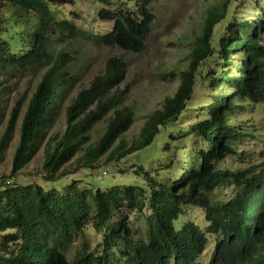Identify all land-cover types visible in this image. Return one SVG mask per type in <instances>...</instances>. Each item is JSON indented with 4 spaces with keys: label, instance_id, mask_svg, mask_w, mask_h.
Wrapping results in <instances>:
<instances>
[{
    "label": "trees",
    "instance_id": "16d2710c",
    "mask_svg": "<svg viewBox=\"0 0 264 264\" xmlns=\"http://www.w3.org/2000/svg\"><path fill=\"white\" fill-rule=\"evenodd\" d=\"M154 1H135V9L101 8L98 18L111 21V27L92 34L56 18L52 6L72 0H0V68L51 63L23 112V99L14 102L0 133L1 162L20 117L10 172L0 176V264H69L66 251L89 223L100 240L95 249L80 250L75 264H264V159L239 168L218 167L230 156L243 160L238 146L253 134L239 123L237 113L264 103V4L254 2L252 19L233 16L234 0H220L204 11L188 66L169 71L178 80L174 92L145 116L130 144L114 146L134 121L132 107L121 105L126 91L118 87L127 69L116 56L109 57L103 71L71 98L64 109L63 130H53L62 92L73 80L72 50L60 47L53 58L54 46L69 47L73 39L84 36L95 45L140 52L154 19L149 9ZM218 24L226 26L220 36ZM213 56L220 70H204L203 64ZM199 81L210 90L230 91L211 94L202 116L183 135L195 138L197 148L188 154L198 157V167L194 161L185 165L186 157L180 175L173 179L161 181L158 170L153 173L137 164L134 173L142 176V185L79 190L70 184L64 191L53 186L68 173L92 170L108 152L109 158L120 160L150 145L162 127L179 119ZM1 118L0 110V122ZM104 118L103 133L90 143V131ZM169 143L165 142V150L171 148ZM41 149L45 184L15 181ZM69 162H74L71 171L64 169ZM173 165L179 167L172 162L166 167ZM220 188L230 192L220 195L216 192ZM187 205L202 210L204 228L191 220L175 228L173 221ZM209 236L213 237L210 253L201 259Z\"/></svg>",
    "mask_w": 264,
    "mask_h": 264
},
{
    "label": "rangeland",
    "instance_id": "374dc122",
    "mask_svg": "<svg viewBox=\"0 0 264 264\" xmlns=\"http://www.w3.org/2000/svg\"><path fill=\"white\" fill-rule=\"evenodd\" d=\"M135 1L139 0H110L108 3L102 0H72L71 3L52 6V9L55 11L57 19L72 21L80 31L97 34L109 30L112 24L111 21L98 18L97 14L101 8L113 10L116 7L124 6L135 9ZM255 1L261 5L264 4V0L232 1L233 16L237 19L242 16L252 19L255 13ZM219 2L220 0H157L151 2L149 9L153 13L154 19L150 25V32L145 40L144 48L140 52L125 51L116 45H95L88 42L84 36L73 39L69 47L59 44L54 46L53 58L60 47L66 51L72 50L70 74L73 80L71 86L62 92L60 113L53 130H63L64 109L71 98L79 89L88 86L94 76L103 71L109 57L116 56L125 63L127 69L125 79L118 87L119 90L125 89L126 91L121 105L132 107L134 121L114 146L120 142L130 144L138 137L145 116L159 107L165 96L174 92L178 80L169 76V71L185 69L188 66V53L195 36L199 34L203 13L210 5ZM225 27V24L216 26L219 36L225 32ZM219 63L218 58L213 56V59L206 60L203 69L219 71L221 68ZM50 64V62L39 63L27 68L6 65L5 68H0V110L2 112L0 133L14 102L17 99H23V112L35 85ZM229 91L227 87L210 90L206 82L199 81L179 119L175 123L162 127L150 145L120 160L109 158L111 154L108 152L97 161V166L92 170L79 169L76 173H68L54 182L53 186L59 191H64L70 184L79 190L89 187L105 189L114 184L142 185V176L134 173L137 164L153 173L158 170V179L161 181L168 178L173 179L180 175L179 169H182L186 157L185 165L194 161L198 167V157L194 158V154H188L190 148V153L197 148L193 147L192 141L195 138L183 135L188 133V125L202 116L204 113L202 108L211 101V94L222 95ZM253 106L255 109L246 107L241 114L237 113L239 123L246 125L253 134L246 136L238 146V149L244 153L243 160L230 156L220 162L218 167L239 168L247 164H259L264 159V142L261 140L264 128V103ZM106 119L104 118L94 125L89 133L90 143H95L101 136L105 129ZM19 125L20 117L16 123L12 141L0 162V176L8 175L10 172L12 155L18 141ZM166 141L170 142L167 146V148L171 147L169 150L163 148ZM42 161L43 150L41 149L21 169L14 180L19 183L45 184L42 179ZM171 162L179 167L177 168L175 165L166 167ZM73 167L74 162H69L64 166V169L71 171ZM216 192L225 195L230 192V188H220ZM186 220L195 222L201 228L207 224L202 210L192 205L185 206L183 213L173 221V224L175 228L179 229ZM99 240L100 236L92 229L90 223L84 226L82 232L75 237L66 251L69 264H75L80 250L95 249ZM212 240L213 237L209 236L208 248L201 259L208 258Z\"/></svg>",
    "mask_w": 264,
    "mask_h": 264
}]
</instances>
